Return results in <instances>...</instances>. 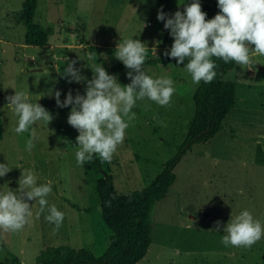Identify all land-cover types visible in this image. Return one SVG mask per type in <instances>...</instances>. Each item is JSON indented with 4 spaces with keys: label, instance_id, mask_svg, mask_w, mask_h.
Returning a JSON list of instances; mask_svg holds the SVG:
<instances>
[{
    "label": "rangeland",
    "instance_id": "1",
    "mask_svg": "<svg viewBox=\"0 0 264 264\" xmlns=\"http://www.w3.org/2000/svg\"><path fill=\"white\" fill-rule=\"evenodd\" d=\"M22 1L0 0V163L11 168L0 177V193L17 190L21 171L29 169L38 185L51 182L48 205H55L64 219L53 232L47 211L38 216V202L25 198L33 215L19 232L0 230V264H12L7 250L24 264L56 245L84 247L99 256L109 235L94 187L100 173L77 164L78 132L67 123L71 106L58 107L53 94L59 91L61 102L69 91L84 95V82L69 83L62 76L67 63L76 61L74 67L91 80L97 64L105 68L120 62L115 48L124 40L144 43L146 56L170 50L173 38L157 20L158 9L171 17L192 0H36L32 22L48 36L42 47L24 44ZM199 3L206 19L219 12L217 0ZM142 69L153 78H171L175 91L168 106L145 98L132 109L135 119L106 166L117 196L143 188L160 173L182 143L193 113L197 84L185 66L168 62ZM128 71L109 75L124 86L131 82ZM220 78L234 81V104L221 128L208 141L193 143L176 162L175 180L153 208L150 244L135 264H264V237L249 248L221 242L224 226L244 210L264 228V56L252 57L241 68L234 63ZM15 92L26 93L27 102L40 104L53 119L17 134L18 116L6 99ZM33 129L35 146L29 152L25 146Z\"/></svg>",
    "mask_w": 264,
    "mask_h": 264
},
{
    "label": "clouds",
    "instance_id": "2",
    "mask_svg": "<svg viewBox=\"0 0 264 264\" xmlns=\"http://www.w3.org/2000/svg\"><path fill=\"white\" fill-rule=\"evenodd\" d=\"M217 7L219 12L212 19H206L199 0H192L184 6L183 12L177 10L171 17L162 9L157 12V20L164 22V28L173 38L170 50H165L163 55L174 58L177 64H184L194 84L201 81L210 83L216 77L217 65L213 57L226 64L234 62L241 68L250 65L252 57L264 56V0H217ZM147 50L138 39H127L117 44L114 57L129 70L126 75L131 81L124 86L100 64L92 72L91 80H86L74 67L76 61L67 63L62 76L69 83L84 82L85 94L73 96L69 91L63 102L59 91L53 95L58 107L71 106L67 123L78 132L76 143L79 150L75 154L78 165L92 162L94 155L101 162H111L118 145L124 141L129 122L135 119L132 109L138 100L147 98L159 106L170 104L175 91L173 80L145 74L142 66ZM6 99L7 105L18 116V126L14 128L17 134L28 132L37 121L47 125L53 119L40 104L27 102L24 92H15ZM30 137L25 146L29 152L35 146L34 129ZM10 170L7 164L0 163V177ZM18 185L15 191L8 189L0 193V230L15 233L24 228L33 215L27 199L38 202V216L47 211L45 219L55 225L53 232H57L64 214L55 205H48L46 197L52 191L51 182L38 185L36 175L24 169ZM220 224L216 221L214 230L219 231ZM223 231L227 233L221 239L225 247L249 248L264 237L260 221L254 220L247 210L228 221Z\"/></svg>",
    "mask_w": 264,
    "mask_h": 264
},
{
    "label": "trees",
    "instance_id": "3",
    "mask_svg": "<svg viewBox=\"0 0 264 264\" xmlns=\"http://www.w3.org/2000/svg\"><path fill=\"white\" fill-rule=\"evenodd\" d=\"M35 6L36 0H23L21 3V19L25 26L23 40L24 44L42 47L47 42V33L32 22ZM212 59L217 65L216 77L210 83L201 81L194 88L193 113L187 123L184 139L149 184L117 196L112 178L106 171L108 162H101L94 155L92 162L83 164L85 170L100 173L94 187L101 219L109 230L107 245L102 254L94 256L84 247L74 249L65 245L48 246L37 253L32 263L24 264H135L145 255L151 241L153 208L157 201L166 196L169 186L174 182L173 168L176 162L193 143L208 141L221 128L222 120L234 104V81L220 78L223 72L234 66V62L226 64L221 59ZM168 62L177 64L174 58L159 53L146 56L144 64ZM104 69L110 74L120 72L125 66L118 62ZM7 253L12 264H22L14 254L8 250Z\"/></svg>",
    "mask_w": 264,
    "mask_h": 264
},
{
    "label": "crops",
    "instance_id": "4",
    "mask_svg": "<svg viewBox=\"0 0 264 264\" xmlns=\"http://www.w3.org/2000/svg\"><path fill=\"white\" fill-rule=\"evenodd\" d=\"M51 2H53V3H54L55 1H54V0H51ZM35 8H36V6H35ZM34 11H35V10H34ZM33 15H34V14H33ZM32 17H33V16H32ZM47 41H48V36H47ZM46 43H47V42H46ZM44 46H45V45H44ZM257 67H258V68H261V66H259V65H257ZM249 71L251 72V71H252V69H250V68H249Z\"/></svg>",
    "mask_w": 264,
    "mask_h": 264
},
{
    "label": "water",
    "instance_id": "5",
    "mask_svg": "<svg viewBox=\"0 0 264 264\" xmlns=\"http://www.w3.org/2000/svg\"><path fill=\"white\" fill-rule=\"evenodd\" d=\"M202 216L205 217V218H208V219L212 218V216H209L207 213H204V212L202 213Z\"/></svg>",
    "mask_w": 264,
    "mask_h": 264
}]
</instances>
